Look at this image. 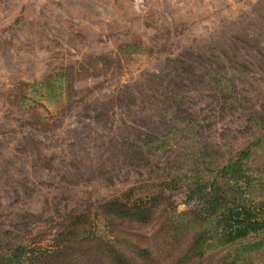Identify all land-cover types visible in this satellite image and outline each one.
<instances>
[{"label":"rangeland","instance_id":"1","mask_svg":"<svg viewBox=\"0 0 264 264\" xmlns=\"http://www.w3.org/2000/svg\"><path fill=\"white\" fill-rule=\"evenodd\" d=\"M143 2L0 0V244L132 185L224 165L263 136L251 117H264V0ZM67 70L73 89L51 104L23 87ZM211 71L234 82L238 108L219 103ZM168 92L184 100L183 117L163 116ZM190 118L195 140L183 132ZM154 133L165 149L151 150ZM97 231L107 236L103 222ZM226 251L193 264H221ZM247 257L264 264V250Z\"/></svg>","mask_w":264,"mask_h":264},{"label":"trees","instance_id":"2","mask_svg":"<svg viewBox=\"0 0 264 264\" xmlns=\"http://www.w3.org/2000/svg\"><path fill=\"white\" fill-rule=\"evenodd\" d=\"M125 50L143 51L136 45L121 48L122 53ZM102 61L109 59L98 58V63ZM74 76L67 70L23 87L26 93L31 89L42 93L39 104H51L60 90L66 94V89H73ZM207 78L216 80L217 99L223 107L240 106L232 80L212 71ZM162 88L167 89L160 86L155 91L160 94ZM163 99L159 107L165 118L184 116L182 97L168 92ZM191 118L185 119L183 132L195 140ZM251 120L256 130H264V117ZM153 137L152 151L168 146L166 137L157 133ZM199 147L202 157H211L200 142ZM256 154L264 157V134L224 165L205 166L201 174L175 175L154 189L149 182L135 184L34 228L23 226L5 245L0 244V264H193L224 248L221 264H251L247 256L264 250V166L255 170L249 163ZM179 202L187 206L186 211L178 210ZM237 211L242 212L239 217ZM99 222L106 228V237L97 231Z\"/></svg>","mask_w":264,"mask_h":264},{"label":"built area","instance_id":"3","mask_svg":"<svg viewBox=\"0 0 264 264\" xmlns=\"http://www.w3.org/2000/svg\"><path fill=\"white\" fill-rule=\"evenodd\" d=\"M134 2V8L138 11V10H143L144 6H143V0H133Z\"/></svg>","mask_w":264,"mask_h":264},{"label":"water","instance_id":"4","mask_svg":"<svg viewBox=\"0 0 264 264\" xmlns=\"http://www.w3.org/2000/svg\"><path fill=\"white\" fill-rule=\"evenodd\" d=\"M240 214H241V212H240V211H237V212L235 213L236 217H239V216H240Z\"/></svg>","mask_w":264,"mask_h":264}]
</instances>
